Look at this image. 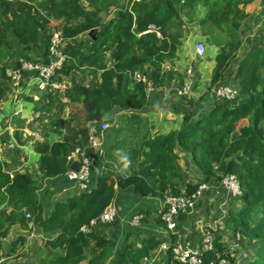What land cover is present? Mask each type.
<instances>
[{"label": "trees", "instance_id": "16d2710c", "mask_svg": "<svg viewBox=\"0 0 264 264\" xmlns=\"http://www.w3.org/2000/svg\"><path fill=\"white\" fill-rule=\"evenodd\" d=\"M110 8L117 10L111 18ZM255 8L264 18V0H0V103L15 93L8 71L22 70L21 60L51 62L56 30L62 31L61 52L67 57L52 78L56 85L67 83L64 90L51 88L41 92L38 100L27 98L35 105L36 122L42 128L35 127V121L18 118L12 133L0 134L4 155L14 166L25 156L21 147L28 142L39 154L33 172L15 168L10 172V164L0 159V257L11 231L28 229L26 214L30 213L33 225L49 235L46 247L51 251L33 264H182L174 255V246L181 241L178 232L167 240L156 234L129 240L133 234L127 232L124 242L112 251L108 235L99 229L117 228L118 217L110 224L92 226L91 222L126 192L164 201L165 196L192 195L202 184L217 185L224 176L235 175L242 195L236 197L240 205L229 213L226 223L233 237L239 234L257 244L247 264H264V47L239 57L244 46L241 30L255 15L249 9ZM193 27L202 31L208 47H219L208 91L199 99L210 102L208 110L197 116L195 100L181 96L187 107L181 112L184 121L178 132H146L130 151L134 169L127 174L103 173L96 183L90 181L86 190L78 189L48 213L35 174L66 181L69 155L80 148L92 156L91 137L100 136L104 122L116 124L115 112L131 111V119L141 123V111L148 105V83L157 89L172 81L174 71L166 65L174 63ZM92 30L97 31L95 38L88 33ZM135 72L144 73L147 82L135 81ZM23 77L16 88L19 97L37 74L24 71ZM220 84L233 86L238 95L231 100L212 97L210 90ZM71 105L84 109L83 125L62 116ZM25 126L42 139L31 140ZM139 130L142 127L135 125L130 134ZM181 154L197 170L192 180H186L177 162ZM187 216L178 217L177 230ZM156 221L166 228L160 215ZM214 235L215 251L203 252L204 264L216 260L217 254L235 261L224 236ZM25 242L26 235H18L9 252L17 253ZM165 242L169 245L162 251L161 262H153Z\"/></svg>", "mask_w": 264, "mask_h": 264}, {"label": "crops", "instance_id": "0c3cea01", "mask_svg": "<svg viewBox=\"0 0 264 264\" xmlns=\"http://www.w3.org/2000/svg\"><path fill=\"white\" fill-rule=\"evenodd\" d=\"M256 9V8H255ZM254 11L259 12L257 9ZM255 13V14H257ZM258 15V14H257ZM249 22V20H247ZM263 21L261 24L260 22ZM260 24L261 30L256 33L257 24ZM254 22V24H248L244 22L243 28L241 30V35L243 38L244 46L240 50V54L243 56L245 55L250 49L264 47V18L260 19L258 22ZM259 26V25H258ZM244 30L247 33L250 30H253L251 35L246 36L247 40L243 37ZM200 29L196 32H190L192 38H198L200 36ZM250 34V33H249ZM257 35V36H255ZM201 37H203L201 35ZM184 43V47L186 52L182 57H178L173 61L174 63H169L166 65L167 69H172L174 71V77L171 82L166 83L162 87H159L152 92H149L148 95V105L141 111L142 115L140 116V122L135 119H131V111H124V112H115L113 117L115 118V122L117 123L118 129H121L123 133L130 134L132 127L137 125L138 127H142V130L145 129L146 132L150 133V135L158 134H167L171 131L178 132L183 126V114L181 113L184 109H186L187 104L186 100H182V97L177 94V88L181 87L186 81L191 79L192 81V90L193 95L192 99L195 100L196 104V115H200L201 112L204 110H208L210 107V102H201L199 99L202 95H204L208 91L209 82L211 80L212 72L215 66V57L219 52V47L217 46H209L207 48L206 53L203 56H198L196 53V43L197 42H188V37ZM192 44V45H191ZM251 46L250 49L247 51L245 46ZM243 51V52H242ZM247 51V52H246ZM242 52V53H241ZM239 54V57L241 55ZM108 63L112 65V58L111 54H108ZM190 64V65H189ZM187 66L193 67V74L192 76H187ZM90 80V77L87 78ZM230 83V82H229ZM67 83L58 84L55 88H60L65 86ZM34 86L27 85L23 89V94L21 97L17 96V99H13L14 96L10 97L7 101L3 103V111L0 112V134H2L7 129L6 122L8 121L5 118L6 114H9V118L12 115L20 114L23 119L27 120V123L32 122L31 114L33 113V106L32 111H27L26 114L23 113V109L21 107L22 101L26 100L29 103H32L27 100V98H33L34 96H40L41 93L37 92L33 88ZM38 94V95H35ZM67 102V99H63ZM200 102V103H197ZM72 106H68L65 109V116L71 118ZM19 115V116H20ZM85 117V116H84ZM7 119V120H6ZM14 121L15 118H12ZM35 126V124H34ZM16 128V126H15ZM25 131V135L33 137V139H38V136L34 133L30 128L27 126L23 129ZM2 131V133H1ZM10 132V130H8ZM13 132V131H12ZM10 132V133H12ZM107 131L102 132L100 136L94 137L99 142V145L93 146L92 148V158H93V166L91 169L90 174V181L91 183H96V179L98 176L102 175L103 173H114L115 175L119 174H127L129 169L131 168L130 162L126 159L123 162L120 161V164L117 162H113V160H108L107 156L105 155L104 151L101 149V143L107 135ZM34 134V135H31ZM39 135V134H38ZM56 139V138H55ZM41 140V139H39ZM13 144H11L12 146ZM1 146V145H0ZM26 155V160L20 161V163L16 166L12 164V161L9 157H5L4 152L0 148V159H6V161L10 164V172H13L14 168L16 170H30L34 171L37 168V162L39 159V154L34 150L33 142H28L26 145L21 147ZM180 159L177 161L184 169L185 174L187 175V169H190L193 173L197 170L195 169L194 163L186 158L184 154L180 155ZM129 163V166L126 163ZM186 165V168L183 164ZM80 159L78 156L73 157L70 162V169H77L79 167ZM36 178L39 180L41 189V199L46 202L47 212H51L53 207L56 203L65 200L69 195L72 193H78L79 186L74 182H70L68 180L58 182L57 179H48L42 177L39 173L35 174ZM186 178V177H185ZM187 180V179H186ZM192 180V179H191ZM189 181V180H188ZM215 188L211 187L208 191H211ZM116 203L118 209V225L117 228H103V233L108 235V239L110 240L109 246H112L110 250H114L119 244L124 242L127 232H131L133 234L132 237H129V240L132 238L139 239L141 237H149L151 234H156L159 238L167 240V236L163 235L162 230L164 229L163 224H159L156 220L159 217V213L163 207V201L158 198L148 197L145 199L137 197L135 194L125 193L119 197ZM232 207L234 208L233 213H235V209L239 207L240 200L235 201ZM201 209V210H200ZM203 208H199V212L191 213L187 216L183 221L180 222V227L178 228L177 232L179 233V239L185 244L198 247L200 246L201 240L196 241V237L194 233L190 232L192 224L194 225V229H203V224L206 226H212L216 223H223L222 229L224 231H215L214 233H220L224 235L226 231L231 232V227L226 223L227 218L224 214L220 215L217 219L213 220L212 222L209 220H204L203 216ZM148 214L147 222L144 223L143 227L140 229L136 228L131 224V218L137 214L142 213ZM194 214V215H193ZM228 216V214H227ZM213 217V216H212ZM211 217V219H213ZM223 219V220H222ZM162 220V219H161ZM187 223L189 228L185 226L184 223ZM28 229H22L19 227H15L10 235L9 238L5 242V249L3 251V258H5V264H33L38 261L42 256H47L51 254V251L46 247V241L50 239L49 235H45L43 231L34 226L32 221L28 222ZM136 229V230H134ZM101 231V233H102ZM26 235V242L25 244L19 249V251L15 254H11L9 252L10 243L18 236V235ZM192 235V236H191ZM195 237V238H194ZM51 238H55L53 235ZM202 239V238H201ZM255 243V242H254ZM252 254L247 256V261H244V264H247L251 258ZM108 264V263H107Z\"/></svg>", "mask_w": 264, "mask_h": 264}, {"label": "built area", "instance_id": "2783aa9c", "mask_svg": "<svg viewBox=\"0 0 264 264\" xmlns=\"http://www.w3.org/2000/svg\"><path fill=\"white\" fill-rule=\"evenodd\" d=\"M64 38L62 36L61 30H56L52 34L51 38V47L50 55L52 60L49 64L44 65L41 63H31L25 60L22 62V70L14 69L8 71V74L11 75L13 80L14 95L19 94V89H16L20 82L23 80V72H34L37 74V77L29 82V85L36 83L37 92H44L49 89L55 88L56 84L52 82V78L57 70H59L64 63L67 61L66 55L62 54L61 47L63 46ZM205 48L203 44H198L196 47V52L200 55L204 52ZM187 75L192 76V70H187ZM133 79L137 82H147V77L144 73L135 72L133 73ZM155 90L152 84L148 83V93ZM177 94L179 96L192 95V81L189 79L181 87L177 88ZM212 97L219 99H234L238 95V90L231 85H216L210 90ZM13 95V96H14ZM38 100V96H34ZM109 122H104L101 125V131L105 132L109 129ZM92 148L93 146H98L99 142L94 139V136L91 137ZM78 156L80 159L79 167L77 169H70L67 174V180L74 182L79 186L81 190H86L90 182V174L93 166L92 156H87L85 150L77 148L73 153L68 157L69 163L73 157ZM214 187L216 191L219 189L225 190L233 197H239L242 195V190L239 184V181L235 175L224 176L217 185L213 184H202L199 189L192 195H181L176 197L165 196L163 201V207L159 213L162 221L165 223L166 228L162 230L163 235L170 237V234L177 233V219L181 215L190 214L197 204L201 201V198L204 194L211 188ZM28 220L33 219V216L30 213L26 214ZM118 217V209L116 205L108 206L104 212L99 216L98 219L91 222L92 226L98 224H110L113 223ZM144 219L143 214L137 213L133 216L132 223L139 224L140 220ZM86 232L87 228H83ZM169 243L165 242L162 244V249H167ZM205 251H215V235L211 232H208L204 235L201 245L198 247H192L187 244H184L181 241H178L176 246H174V255L175 259L182 264H204L202 259L203 252ZM0 264H5V258L0 257ZM210 264H229V259L224 257L221 254H217L216 260L211 261Z\"/></svg>", "mask_w": 264, "mask_h": 264}, {"label": "rangeland", "instance_id": "374dc122", "mask_svg": "<svg viewBox=\"0 0 264 264\" xmlns=\"http://www.w3.org/2000/svg\"><path fill=\"white\" fill-rule=\"evenodd\" d=\"M249 10H250L249 14L257 13V12H254V9H249ZM257 10L259 11V9H257ZM116 13H117V10L115 8H110L109 9V18L115 16ZM109 18L106 17V19H109ZM260 19H261V17H259L257 14H255V15H252L248 19L249 22L248 21H245V22H247L248 24H251V23L254 24V22L256 23ZM184 22H185V24H188V23L190 24L188 19H184ZM260 23L262 24L263 21H261ZM54 24H62V23L61 22H54ZM256 24H257V27H258V29L257 28L255 29L256 33H257L259 30H261V27H260V24H258V23H256ZM190 28H191V26H190ZM191 31L192 32H195V31L197 32L198 28L197 27L196 28L193 27V29ZM91 32L92 31H89L88 33L91 34ZM200 32H202V31H200ZM249 33H247V31L244 30V34H243L244 39L246 38V36L251 35L253 33V30H250ZM255 36H257V35H255ZM188 40H189L188 42H191V43L193 41L197 42L196 43V47H197L198 44H203L205 50L200 55L198 53H196L198 56H203L206 53L205 51H207L208 43L206 42L205 38L201 37V33H200V36L198 38H195V39L192 38L189 35L188 36ZM246 40H247V38L245 39V42H246ZM250 47L251 46L247 45V46H245V49L248 51L250 49ZM195 50H196V48H195ZM185 52H186L185 47L184 46L181 47L179 52H178V57H182ZM187 67L190 68L191 70L193 69L192 66H187ZM191 74H193V70H192ZM77 78L80 79V75H77ZM28 85H29V83H28ZM31 86H34L33 87L34 90H37L36 83H34L33 85L30 84V87ZM64 88H65V86L60 87L61 90H64ZM35 95H38V94H35ZM192 95H193V93H192ZM192 95H187V96H189V97L191 96L192 97ZM17 96L18 95H16V96L14 95L13 99L14 100L17 99L18 98ZM39 98H40V96L38 95V99ZM207 98H209V95H207ZM3 103L4 102L0 103V112H4L2 110L3 107H4ZM33 106H34L33 103H29L26 100L22 101L21 107L23 109V113L26 114L27 111H29V112L32 111ZM70 110L72 111L71 118L74 121L77 120L76 122H78V123L83 125L84 124V119H85L84 118L85 113H84V109L82 108V106L73 105L72 109L70 107ZM20 114H16V115L14 114L10 118L8 116L9 114H6L5 118L8 119V121L6 122V125H7V129L10 130V132L14 131L15 126H16V122H17L18 118L21 117ZM56 114H58V113H56ZM38 116H39V113L36 112L35 108H34L33 109V113L31 114V120L35 121L34 122L35 127L42 128L41 127L42 124L39 123V122H36ZM62 116H64L65 119L68 118L67 116H65L64 113H63ZM12 118H15V120L13 121ZM76 122H74L73 124H76ZM109 124H110V127L107 130V132H108L107 135H105V138L103 139V142L101 143V149L104 151V153L107 156V159L109 161L113 160V162L115 161L118 164H120V161L123 162V160L126 159V161L128 160L130 162V164L132 165V163L130 161V158H129L130 151L132 149L136 148L137 145L139 146V141L142 138L143 134L146 133V130L143 129V130H139L137 133L126 134V133H123V131L121 129H118L117 123L113 124L112 122H109ZM1 133H2V131H1ZM31 135H34V134H31ZM36 135L38 136V139H42L40 134L39 135L36 134ZM34 139H31V140L34 141ZM0 148L2 149V152L6 153V150H5L6 147L0 146ZM24 155H25V153H24ZM25 156L22 157L23 161L26 160V159H24ZM22 159H21V161H22ZM183 164H184V166L186 168V165H185L184 162H183ZM126 165L129 166V163L127 162ZM131 169H134V168L132 167ZM186 172H187V175L185 174V177H186L187 180L194 179L195 174L190 169H187ZM235 200H236V198L233 197V195H231L230 193H228L225 190H221V189H219L218 191L214 190V191H211V193L209 191H207L204 194V196L201 198V203L203 202V205H201V203H198L197 207L195 208V210H193L191 213H194L195 211L199 212V208H203L204 209L203 210V213H204L203 218H204V220L206 219V220H209V221L212 222L213 220H215L218 217H220V215L224 214L227 217V214L229 215L230 212H233L234 208L232 206L234 204H236ZM238 204H240V203H238ZM190 214H188V216ZM217 214H218V217H217ZM211 217L213 219H211ZM132 221H133V217L131 218L130 222L137 229L138 228L140 229L141 227H143V219L140 220L139 224H134V223H132ZM184 224H185L186 227L189 228V226H188V224L186 222ZM222 225L224 227V221L221 224L216 223L215 225H212V226H206V224H203V226H202L203 229L202 230H200V229L195 230L194 229V225L192 224L191 228H189V229H191L190 232L194 233V235L196 237V241H200V240L202 241L204 235L206 233H208V232H211V233L215 234L214 233L215 231H217V232L218 231H224V229H222ZM134 230H136V229H134ZM99 231L101 232L102 229H99ZM102 233H103V231H102ZM223 236L225 238L224 242L228 246H230V250H231L230 252L231 253L229 255L231 256V259H235V261H232V260L229 259V264H232V262H234V264H244V261L246 262L248 260L247 256H249L250 254H253L254 249L257 246L256 243H254L250 239H247L246 237H243V236H241L239 234L236 237H233V235L230 232L226 231V233ZM162 247L163 246H161L159 248V250H157V253H155V255L153 256V259H152L153 262H156V263H160L161 262V260L163 258V254H162L163 249H162Z\"/></svg>", "mask_w": 264, "mask_h": 264}, {"label": "water", "instance_id": "95a60500", "mask_svg": "<svg viewBox=\"0 0 264 264\" xmlns=\"http://www.w3.org/2000/svg\"><path fill=\"white\" fill-rule=\"evenodd\" d=\"M96 30H92V32H91V36H92V38H95V36H96Z\"/></svg>", "mask_w": 264, "mask_h": 264}]
</instances>
